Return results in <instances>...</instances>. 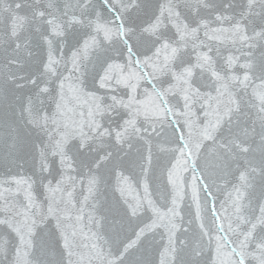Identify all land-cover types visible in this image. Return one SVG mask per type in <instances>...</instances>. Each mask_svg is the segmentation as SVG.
Instances as JSON below:
<instances>
[{"label": "water", "instance_id": "95a60500", "mask_svg": "<svg viewBox=\"0 0 264 264\" xmlns=\"http://www.w3.org/2000/svg\"><path fill=\"white\" fill-rule=\"evenodd\" d=\"M76 45L85 57L110 45L108 79L120 87L105 95L130 103L141 120L165 121L172 142L160 150L174 153L163 177L168 207L151 210L171 232L153 249L156 264H264V0H0V156L5 147L15 153L18 138L24 142L14 163L0 165V251L7 245L10 260L28 264L31 242L23 246L10 219L13 212H39L41 178L43 191L50 183L52 194L74 208L95 188L83 167L75 172L69 164L71 174L61 176L58 157L49 167L36 148V126L44 125L53 108L49 97L60 86L42 73L54 75L59 58ZM66 91L65 125L91 135V97ZM122 122L125 113H113L104 128L118 139L127 130ZM131 124L145 136L159 132L156 124ZM209 142L214 156L202 170L197 157ZM72 148L82 165L95 162L121 197L139 202L142 192L151 203L147 185L137 191L132 183L129 154L101 149V155L79 142ZM142 152L148 174L147 142ZM48 227L57 249L72 255L71 241L57 239L51 221ZM129 231L134 235L117 259L144 244V230ZM81 239L89 248L87 227Z\"/></svg>", "mask_w": 264, "mask_h": 264}, {"label": "clouds", "instance_id": "9594fccd", "mask_svg": "<svg viewBox=\"0 0 264 264\" xmlns=\"http://www.w3.org/2000/svg\"><path fill=\"white\" fill-rule=\"evenodd\" d=\"M90 34V33H89ZM87 39V36H85ZM108 46H100L87 57L83 56L79 45L71 49L67 56H61L56 65L55 74L48 71L42 73L44 79L51 85H60L55 94L49 99L53 104L50 115L45 119L43 126L37 125L35 132L41 138L36 145L37 152L45 159L58 157V167L61 169V176L70 175L67 166L73 165L72 171L79 172L84 168V177L95 180V188L83 196L79 208L70 207L59 196L53 195L54 190L48 185V191H43L45 182L41 178V193L38 194L39 212H13L11 214V227H19L24 240V247L31 242V251L28 264H82L81 257H87V264H156L153 249L162 241L170 239L171 228L169 223L159 213H153L152 208L165 209L168 207L166 199V187L163 183L164 173L174 153L161 151V145L171 144L169 134L165 131V121L141 120L138 113L133 111V106L123 99L110 98L105 95L107 89H118L120 84L115 80L108 79L107 68L112 60L108 58ZM261 78H264V65L260 69ZM94 82V83H92ZM90 84L92 86L90 87ZM67 88H71L77 95L83 98L91 97L94 105L92 123L87 125L91 135H85L79 128L65 125L62 115V102L67 97ZM51 88L49 92L51 93ZM61 99L58 101L57 96ZM125 113V122L122 127L127 130L117 133L118 139L114 138L110 129L104 128L105 119L113 113ZM135 120L136 126L151 127L156 124L159 132L151 137L145 136L143 132L137 133L131 122ZM110 123V121H109ZM107 132V136L104 135ZM74 142H79L82 149L89 148L92 152L101 155V149L129 154L130 165L129 176L137 191L142 185H147L150 190V204H145V196L141 192L140 200L124 199L116 193L114 186H108L100 169L95 162L91 165H82L75 158L72 148ZM151 147L153 164L149 166L148 174H144V156L142 149L145 143ZM213 142L208 143L207 149H202L197 157L198 166L202 170L207 168V162L214 156L211 151ZM24 149L22 139L17 140L15 153H11L5 147L3 156H0V165L8 166L15 162ZM153 168L155 171H153ZM62 187L68 185L62 183ZM35 188V182H34ZM264 199V194L261 195ZM87 215L86 221H81V215ZM56 230V238L64 237L71 241L70 250L72 255L63 254L58 250L52 239L48 222ZM9 220H5V227H8ZM152 225H158L153 231H148ZM87 227L89 248H84V241L81 239L83 228ZM130 228L136 231L144 230V244L137 245L135 249H129L124 256L117 259L120 251H123L127 236L134 235ZM127 234V235H126ZM7 240V237L4 236ZM20 246V239L17 240ZM119 249L120 251H117ZM0 264H16L15 260L8 258L7 245L0 251ZM176 264H183L177 261Z\"/></svg>", "mask_w": 264, "mask_h": 264}]
</instances>
